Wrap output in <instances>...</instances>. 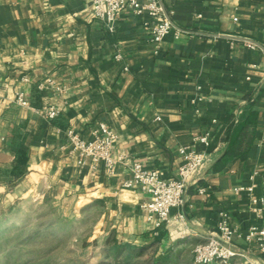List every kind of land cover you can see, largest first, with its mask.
Here are the masks:
<instances>
[{"label": "crops", "instance_id": "0c3cea01", "mask_svg": "<svg viewBox=\"0 0 264 264\" xmlns=\"http://www.w3.org/2000/svg\"><path fill=\"white\" fill-rule=\"evenodd\" d=\"M161 2L173 27L156 41L129 11L111 31L91 0H0V189L10 203L37 191L69 196L76 209L98 210L101 247L115 240L144 249L137 260L195 264V245L217 231L223 211L238 233L264 226V205L252 202L264 196V0ZM20 91L29 106L17 102ZM52 106L59 113L49 118ZM100 122L118 134L115 155L167 178L184 163L181 147L206 154L169 224L148 218V195L125 184L129 165L111 172L71 152L68 129L90 138ZM20 140L27 172L9 188Z\"/></svg>", "mask_w": 264, "mask_h": 264}, {"label": "built area", "instance_id": "2783aa9c", "mask_svg": "<svg viewBox=\"0 0 264 264\" xmlns=\"http://www.w3.org/2000/svg\"><path fill=\"white\" fill-rule=\"evenodd\" d=\"M94 12L111 31L115 29L117 18L125 11L141 17L145 27L156 41H161L172 29L173 22L165 11L161 0H91ZM252 45V44H250ZM121 58V54H117ZM17 102L23 106H29V100L25 93L17 94ZM44 114L53 118L58 115L57 107L44 109ZM240 121L236 115L234 122ZM90 138H85L75 129L67 131L71 145V152L78 156L81 163L87 158H92L96 164L103 160L111 172L117 164H127L132 172V178L125 182L126 185L140 184L148 198L141 203V207L147 211L150 220H155L157 226L169 224L172 220L171 210L182 207L187 200L189 184L197 181V173L206 161V154L198 152L190 147H181L180 152L184 156V163L180 166L178 175L173 178L165 177L157 167H149L139 160L129 162L123 153L115 155L114 148L118 140V134L107 123L100 122L92 131ZM200 141L209 143V133H203L197 137ZM244 186H236L235 191ZM205 192V187L199 188ZM252 202L264 205V196L253 197ZM180 220L184 214L179 213ZM226 211L221 213L216 232L208 235L203 241L194 247L195 264H264V226H251L246 232L238 233L229 221ZM238 233L246 241V246H240L235 241Z\"/></svg>", "mask_w": 264, "mask_h": 264}, {"label": "rangeland", "instance_id": "374dc122", "mask_svg": "<svg viewBox=\"0 0 264 264\" xmlns=\"http://www.w3.org/2000/svg\"><path fill=\"white\" fill-rule=\"evenodd\" d=\"M0 189V264H96L104 260L93 207L56 192L10 203ZM96 241V242H95ZM109 261V260H107Z\"/></svg>", "mask_w": 264, "mask_h": 264}, {"label": "trees", "instance_id": "16d2710c", "mask_svg": "<svg viewBox=\"0 0 264 264\" xmlns=\"http://www.w3.org/2000/svg\"><path fill=\"white\" fill-rule=\"evenodd\" d=\"M14 150L16 156L10 168L12 180L7 184L9 188L14 187L25 175L29 160V150L23 140L17 141ZM5 171V169H0V176L5 174ZM107 241L109 242L102 247L105 258L96 264H161V261H154L153 254L144 260H137L143 254L144 249L142 248L135 249L130 244H120L115 240Z\"/></svg>", "mask_w": 264, "mask_h": 264}]
</instances>
